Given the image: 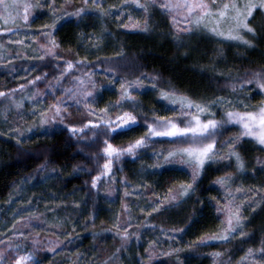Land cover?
Wrapping results in <instances>:
<instances>
[{"label":"snow or ice","instance_id":"obj_1","mask_svg":"<svg viewBox=\"0 0 264 264\" xmlns=\"http://www.w3.org/2000/svg\"><path fill=\"white\" fill-rule=\"evenodd\" d=\"M137 10L140 18L134 19L133 11ZM34 16L37 19L46 17L48 22L32 28ZM157 16L167 21L170 35L178 48L185 45L184 37L194 35V29L203 28L213 36L220 37L219 43L238 42L237 47H246L264 57V50L257 46L259 41L264 40V0H118V3L113 4H108L107 0H79L78 4L72 0H0V21L3 22L0 24V49H11L13 59L29 62L27 66L21 65L25 73L23 83H17L12 88L0 86V136H7L20 146L27 133L33 129H52L58 125L69 139L75 138L77 144L83 143L89 147L97 145L103 163L98 164L97 174L91 176V189H98L102 178H109L113 185L124 188L121 194L124 218L119 213L116 214L112 228L105 229L115 230L119 244L114 246L112 254L102 259L100 264L122 262L128 254L130 241L133 238L142 239L141 229L144 228L152 229L155 234L153 239L145 240L143 252L137 250L133 254L136 264H153L158 257H163L167 264H184L180 256L182 249L178 246L176 237H182L196 222L195 212L183 227L172 228L152 223V215H164L171 208L181 207L192 199L204 173L212 165L221 164L222 161L227 163L221 164V168L234 167L240 176L247 173L254 180L257 176H264V158L253 157L254 164L248 168L237 151V148L243 149L245 143H252L264 152V64L258 70H246L242 76L232 77V82L227 85L231 91L227 95L194 100L172 88L158 89L157 77L146 73L128 80L118 76L112 69H104V81L98 87L93 79L98 73L92 70L109 63L110 58L97 57L95 62H89L87 56L67 58L60 51L61 43L57 35L66 22L74 23L77 28L83 25L85 28L95 29L97 20L111 17L119 28L151 32ZM22 30L23 36L20 35ZM109 36L111 33L106 31H101L100 34L96 31H81L77 36V46L83 47L86 42V52L90 53L91 49L100 50V41ZM254 41L257 43L254 44ZM75 56L78 57L79 54L76 53ZM0 64L9 67V74L13 78H19V69L12 67L7 57H0ZM83 67L89 68V71L73 75ZM33 72L36 75H32ZM65 80L69 81L70 86H63L62 82ZM41 83L44 88L38 87ZM108 89L116 93L117 99L99 107L103 91ZM142 89L157 93V100L164 102L166 107L171 106L169 110L174 115H159L154 109L151 110V116L141 114L139 110L142 105L136 94H146ZM253 90L261 94L256 105L251 104L254 99ZM217 107L221 111L219 120L213 111ZM75 111L82 115L71 119ZM9 115L19 119L10 120ZM26 118H30L32 122L27 123ZM229 125L238 126L237 134L217 145V135L223 134L222 130H227ZM123 137H128L126 143H114ZM162 138L170 144L182 146L149 153L148 149L155 143L163 142ZM145 155L153 163L142 165L143 171L178 165L189 170V178L167 188L163 197L153 193L145 206L139 209L137 219L140 222L133 226L125 198L143 196L140 189H150L151 186L142 182L133 188L126 178L115 177V171L122 169H114V165L120 163L122 158L135 161L141 160ZM46 170L48 175L41 177V180L60 175L56 169L48 170L47 161L38 167L37 172ZM234 182L235 178L228 172L210 181L218 186L217 195L209 196L208 199L216 213L222 214L217 216L219 227L212 234L201 235L186 243L185 247H201L210 240L218 241L221 245L233 243V252L239 251L242 255L233 260L232 255H228L229 249L222 248L207 254L212 264H264V227L259 229L258 239L256 230H245L251 223L249 217L255 215L256 208H264V184L249 187L244 191L245 200L236 203L234 193L243 190L240 187L233 190ZM117 190V187H113L109 195ZM13 196L17 200L22 199L18 193H10L9 200L6 201L9 206L17 202L12 199ZM48 197L51 203L44 204V213L53 217L69 210L78 213L81 205L87 204V200L72 201L69 204L67 197L56 203L61 198L54 193H48ZM43 199V195L34 194L25 202L27 208L21 206L14 212L10 225L0 226V264H43L40 252L46 251L55 256L66 241L76 235L75 228L64 229L60 233L65 237L64 240L55 236L41 244L37 238L39 234L34 235L29 231L31 222L39 221L44 213L33 210L22 216L21 211L32 209L34 202ZM196 202L203 208V201L199 197H196ZM94 205L86 218L87 223H94L102 210L95 201ZM245 209L249 210L247 216ZM59 227V223L41 224V230L54 232ZM161 237L171 241L166 249L161 244ZM245 244L250 246L245 248ZM236 245L240 247L237 248ZM76 255L79 257V253ZM89 264L92 262L89 261Z\"/></svg>","mask_w":264,"mask_h":264},{"label":"trees","instance_id":"obj_2","mask_svg":"<svg viewBox=\"0 0 264 264\" xmlns=\"http://www.w3.org/2000/svg\"><path fill=\"white\" fill-rule=\"evenodd\" d=\"M107 2L108 4H113L118 3V0H107ZM257 20L259 21V17H257ZM153 25L154 27L151 32L123 30L116 27L110 17H106L103 20L96 21L95 29L92 27L85 28L83 25L80 28H77L75 25H64L58 33L57 39L64 48L77 52L83 51L91 55L84 50L87 46L86 42L83 47L77 46L78 33L81 31H96L97 34H100L101 31L110 32L111 36L102 40V47H105V50L109 48L112 53L110 57H107L110 58V62L101 64L92 71L103 73L104 69H112L118 76H122L128 80L140 76L141 73H146L157 77L159 89L168 90L172 88L177 93L187 95L194 100L202 98L211 99L213 96L227 95L231 91L227 88V85L232 82V77L242 76L246 70H258L264 64V57H261L257 52H252L246 47H237L238 42L219 43L220 37H215L203 29H196L194 30V35L184 37L186 41L185 45L178 48L173 36L170 35V28L165 19L157 16L153 21ZM253 43L257 42L254 41ZM257 46L259 49L264 50V40L259 41ZM92 53L94 52L92 51ZM28 63V61L21 60L12 62L11 66L19 69V71H23L21 65L27 66ZM7 68L9 69V67ZM44 71L49 70L44 69ZM88 71L89 68L83 67L75 72L82 73ZM33 75H36V73L34 72ZM49 78L51 79V77ZM23 82V80L13 82L6 88L15 87L17 83ZM252 95L254 99L251 100V104L256 105L261 99V94L257 90H253ZM141 101L148 108H152L148 104L153 105L151 103H158L157 101L153 102L151 94L142 96ZM213 111L216 114V119L219 120L221 118L219 107ZM143 114L151 116V113L144 112ZM237 132L238 126H227V130H222L223 134L217 135V145L221 141L236 135ZM138 134L136 133V135ZM127 139L128 137H123L114 141V143L123 144L127 142ZM162 141L153 144L149 149L161 150L182 146L170 144L164 138H162ZM240 154L245 160L246 166L251 168L254 155H264V152L259 150V146L245 143ZM142 160L144 162L135 161L130 167L126 166V160H121L120 163L116 164L115 168H122L124 171L127 169L133 182L140 183L143 180V171L140 168L142 167L141 164L150 165L147 155ZM46 161L48 167L51 169L62 171L80 170L77 175L63 176L55 185L54 182L53 184L52 182L41 184L40 181L43 173H38L37 169ZM102 163L103 160L98 154L97 145L89 147L83 143L77 144L75 138L69 139V136L62 131L53 135L52 138L30 144L22 143L20 146H17L12 139L0 136V209L3 210V203L10 196L15 186L27 179L33 180L34 188L32 191L24 194L26 200L30 199L34 194L44 196V193L52 192L61 198V200H58L61 202L63 197H69L67 201H76V197H78L85 198L87 202H90L95 196V189H91L90 185L91 176L97 174L98 164ZM218 171L220 169H215L213 166L209 168L197 185V190L193 194L192 199L188 200L181 207L173 208L175 210L163 216V221L160 218L155 220V222L151 220V222L159 226H161L162 222H167L169 225L183 227L188 222L190 215L195 212L196 222L184 233L185 240L193 241L196 237L213 232L218 224L212 214L208 197L214 196L211 191L210 181L221 176ZM170 174H173V172L162 170L161 174L155 177L156 181L154 180V183L156 182L161 185ZM144 177L149 180L146 175ZM234 178L235 182L233 184L238 185V187L243 186L242 188L245 189L253 185L259 186L264 184V176H257L254 180L246 173L243 176H238L237 174ZM70 193L72 195H69ZM196 197H199L203 201V208L196 202ZM45 201H50L47 198V194L46 197L44 196L42 203H46ZM96 204H99L102 210L95 219V224L86 226L85 221L88 213L94 208L92 204H86L82 209L81 222H79L77 229L78 233L74 237V240H80L86 246L91 243L90 241L97 240L98 238L103 239L105 244H109L112 241L109 238L111 236H108V231H105L109 220L107 210L103 208L101 203ZM248 211L245 212L246 216L248 215ZM249 218L251 223L245 230H256V238L258 239L260 236L259 229L264 227V208L260 207L256 209L255 215ZM94 233L95 235H93ZM248 246L250 245H243L245 248ZM236 247L240 246L236 245ZM222 248L229 249L228 255H232L233 260L242 255L239 251L233 252V243L221 245L218 241L210 240L206 245L197 247L190 252H183L181 259L184 261V264H204L205 262L195 260V257L202 254L206 255L213 251H220ZM124 264H128V262L124 261Z\"/></svg>","mask_w":264,"mask_h":264},{"label":"rangeland","instance_id":"obj_3","mask_svg":"<svg viewBox=\"0 0 264 264\" xmlns=\"http://www.w3.org/2000/svg\"><path fill=\"white\" fill-rule=\"evenodd\" d=\"M73 3H79V0H72ZM71 11V9H69ZM133 17L134 19H139V13L138 10L137 11H133ZM111 18V17H110ZM113 20V23L117 26L116 21L114 20V18H111ZM33 20L35 21V23L32 24V28H37L39 27L40 24L43 23H47V18H43V19H37L35 16L33 17ZM3 22L0 21V24H2ZM64 25H75L74 23L71 22H66ZM119 28V27H118ZM123 30H129L132 31L131 29H125V28H120ZM203 29V28H200ZM196 30V29H194ZM21 36L24 35V30L21 31L20 33ZM13 38H15V34H13ZM6 39V38H5ZM27 39V38H25ZM102 41H100V50L97 49H91L90 54L88 55L87 53H83L82 52H77L71 49H67L64 48L61 45L60 51L62 52V54L65 55V57L67 58H80V57H84L87 56V59L89 62L95 61L97 59V57H102V58H107L110 57L112 55L111 51L108 49L105 50V47H102ZM104 49V51L102 50ZM12 50L11 49H0V57H7V59L12 63V62H17V61H21V60H15L13 59V57L10 55V52ZM92 51L94 53H92ZM78 53L79 56L76 57L75 54ZM95 73H98V75H95L93 77V79L96 81L97 86L100 87L101 86V82L104 81V76L103 73L97 71ZM34 74V72L32 73V75ZM81 73L78 72H74L73 75H80ZM18 77L19 78H13L12 75L9 74V69L6 66H3L2 64H0V86H5L6 87L13 83V82H18L23 80L22 78L25 76L24 71H19L18 72ZM145 83H147V81H145ZM63 86H70L69 85V81L65 80L62 82ZM106 85V82H105ZM38 87L40 88H44V84L41 83L40 85H38ZM159 89V87H158ZM47 91V90H45ZM142 92H145L146 94L140 95V94H136V98L137 100L141 101L142 96H146L148 94H151L152 98H153V102L157 101L158 103H151L153 105H149V107L152 108H148L147 105H142V109L139 110L141 111V113L143 114L144 112L146 113H151V110L154 109L156 111L157 114L159 115H163V116H173L174 113L172 111L169 110V108L171 106H165L164 102L162 101H158L157 100V93L151 92L148 89H142ZM56 94H59V91L56 92ZM51 97L49 96V99ZM117 99V95L114 91H112L111 89L108 90H104L103 91V100L99 101L98 106L99 107H103L106 103H108L109 101L114 102ZM82 113L79 111H75L74 114L70 117L71 119H77L79 116H81ZM9 119H19L17 117H12L11 115H9ZM0 120H2V117H0ZM26 122L27 123H31V119L30 118H26ZM60 126H55L52 129L49 128H43V129H33L32 131H30L29 133H27L26 138L23 141V144H30V143H34L40 140H44V139H48V138H52L53 135H55L56 133L60 132ZM47 133V134H45ZM7 137V136H5ZM9 138V137H8ZM156 151H160V149H155ZM241 148H237V151H239L241 153ZM153 149H148V152H152ZM259 156L264 158V155H254V157ZM122 160H126L125 164L126 166L130 167V165L133 162H144V160H132L131 158H122ZM148 162L150 163V165L153 163L152 159L148 158ZM227 161H222L221 164H226ZM221 164H214L212 165L215 169H220V175H223L225 172L228 173H232L233 177L237 176V173L234 170V167L232 168H221ZM234 164V161H233ZM253 164H254V160H253ZM144 165V164H141ZM148 165V164H146ZM116 165H114V169H122V168H115ZM141 171L142 170V167ZM48 170H51V168L48 167ZM162 170L166 171V172H173V174H170L166 180L160 185L157 184L156 182L154 183V180L156 181L155 177L158 176L159 174H161ZM59 172V177H52V178H47V179H43L40 181L41 184H45L46 182H54L55 183L60 180L63 176L66 175H77L78 171H74V170H68V171H62V170H57ZM188 169L184 168V167H180L178 165H169L163 169H149L147 172L143 171L142 174V181L140 183H146L148 185L151 186L150 189H140L141 192H143V196L137 197L135 195L130 196L125 198L127 203H128V209H129V214H130V218L132 219V223L133 226H135L136 224H138L140 221L137 219L138 215H140L139 213V209L140 207H144L146 204V201L149 197L153 196V193L163 197L164 194L167 191V188L174 186V184H178L179 182L182 181H187L188 180ZM43 173V177L48 175V171H44ZM145 175L149 178V180L146 179V177L143 178V176ZM124 177L126 178L132 185L133 188H135L136 185L140 184L138 182H133L131 176H130V172L125 169V171L122 169V171H115V177L119 178V177ZM239 176V175H238ZM153 180V181H151ZM259 184V183H257ZM113 187H117V191L113 192L111 195H109V192L111 191V189ZM211 191L212 194L217 195V185L211 184ZM238 187V185L233 184L232 188L233 190L236 189ZM243 186H240V188L243 190L241 192H235L234 193V199L236 203H240L241 201L245 200V196H244V191H246L247 189L242 188ZM34 188V182L32 179H27L23 182H21L20 184H18L17 186H15V188L13 189V192L18 193L20 197H22V199H18L16 196H13L12 199L17 200L16 203L11 204V206H9L8 203H6V201L9 200V197L5 200V202L3 203V210L0 209V226H3L5 224L10 225L12 223V219H13V215L14 212L18 209L21 208V206H23L24 208H27L26 205V198H24V194L26 192H30L32 191V189ZM124 188L123 186H119V185H113L111 179L109 178H102V181L99 182V187L98 189H95V196L94 198L91 199L90 202H87V204H92L94 207V201L95 203H101L103 208L107 210V213L109 215V220H108V224L106 225V228H112L113 225V221L115 219L116 214H120L121 218H124V212L123 209L121 208V194L123 192ZM131 190V189H129ZM48 192V191H46ZM48 193H52V192H48ZM48 193L47 194V198L48 197ZM46 194L44 193V196L46 197ZM249 196H251V193H248ZM69 197H67L68 199ZM76 201H85V198H78L76 197ZM43 200H40L39 202H34L32 205V209H28L27 211H21V215L22 216H26L29 214V212L35 210L39 213H44V204L42 203ZM72 201L75 200H71V201H67V203H71ZM41 202V203H40ZM46 202V201H45ZM49 203H51V201H47ZM61 201H56V203H60ZM210 204V208L212 210V214L213 216L216 218L217 221V227L213 232H210L208 234H212L214 232L217 231L218 227H219V219H217V216H221L222 214L216 213L215 209L212 206V203L209 201ZM84 204L81 205V209L80 211L77 212H72L71 210H69L68 212H61L59 213V215H57L56 217L51 216L48 213H44V215L40 216L39 221H32L31 222V227L29 229V231H31L34 235L36 233H38V239H40L41 244H43L45 242V240L47 239H53L55 238V236H59V238L61 240H64V236L60 235L61 231L64 229H71V228H75V233L77 235V229H78V224L79 222H81V213H82V209L84 208ZM175 208V207H174ZM260 207H257L256 209H259ZM176 209V208H175ZM173 208H171L167 213H165L164 215H167L168 213H170L171 211L175 210ZM248 211V209H245V212ZM164 215H156L153 214L152 215V220L153 222H155V220L162 218L163 221V216ZM67 221V223L65 222ZM161 221V222H162ZM86 222V221H85ZM160 222V223H161ZM59 223L60 227L54 229L53 231H48V230H41V224H45V225H53ZM90 226L94 225V223H87L86 222V226ZM161 227L164 228H172V227H180L178 225H169V223L167 222H162ZM89 228V227H88ZM129 231H131V229H129ZM142 233H143V238L140 240H136L135 238H133L130 241V245H129V251L128 254L124 257V261L128 262V264H136L134 258H133V254L139 250L140 252H143V246L145 243V240L147 239H153L154 238V231L152 229H148V228H144L141 229ZM115 230L113 231H108V236H111L109 238H111V242L109 244H105V242L103 241V239L98 238L97 240L94 241H90L91 243H89L87 246L85 244L82 243V241H76L74 240V237L70 240V241H66L65 246L62 249H59V252L57 255L55 256H51L50 253L45 252H40L39 255L40 257L43 259V264H69V261H71V264H89V261L92 262V264H100L101 260L104 259L106 256H110L113 252L114 246L119 244V238L117 236H115ZM197 238V237H196ZM196 238L194 240H196ZM177 241L179 242V247L182 249V252L180 253V256L183 254V252H190L194 249H196L197 247H192V248H186L185 244L192 242V241H187L184 238V233L182 235V237L180 235H177L176 237ZM193 240V241H194ZM171 243V241H167L164 237H161V244L162 246L166 249L168 247V244ZM76 253H79V257H77ZM195 260L201 261V262H205L204 264H212V260L211 258L206 254H202L200 256H196ZM124 261H117L116 264H124ZM153 264H167V261L164 260L163 257H158L153 261Z\"/></svg>","mask_w":264,"mask_h":264}]
</instances>
